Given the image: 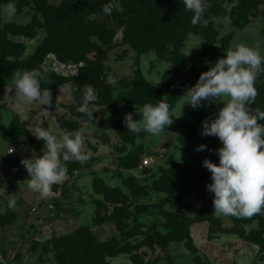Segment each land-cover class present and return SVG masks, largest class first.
<instances>
[{
	"label": "rangeland",
	"instance_id": "374dc122",
	"mask_svg": "<svg viewBox=\"0 0 264 264\" xmlns=\"http://www.w3.org/2000/svg\"><path fill=\"white\" fill-rule=\"evenodd\" d=\"M9 3L16 5L17 12L11 20H6L4 7ZM48 3L58 5L60 0H48ZM34 7L33 0H0V29L9 23L25 26ZM263 10L264 5L241 26L232 25L227 17L213 18L217 35L210 45L212 49H207L211 56H202L208 43L195 35L186 37L179 50L180 56L188 64L214 65L238 43L258 48L264 56ZM35 33L33 38L9 34L6 38L24 45L22 59H26L45 36L42 29ZM198 44L199 47H194ZM191 47L194 48L187 54ZM103 49L107 54L103 64L105 81L110 83L109 77H113L116 83L111 84L120 90L111 94L115 104L107 111H101L96 99L89 103L93 121L77 111L81 104L73 96L75 88L71 78L77 75L79 64L60 63L52 54L44 58L42 69L52 70L68 80L51 90L50 106L36 101L24 102L17 107L10 100L15 96L11 79L0 77V213H3L0 215L5 217L0 227V257L4 264H55L51 254H42L44 244L50 238L79 227L88 229L98 241L115 237L133 249L128 254L107 258L106 264H133L132 254L138 264H264V246L257 238L246 241L229 233L230 217L214 213L213 193L199 198H182L179 191L166 193V185L161 189V185L156 184L161 177L167 184L181 176L183 164H193L195 157L219 163L218 154L210 151L211 140L218 142L219 139L203 136L201 128L196 133L198 139L193 141L190 136L194 125L187 122L195 112H200L204 120H211L215 115L210 114L209 107L217 102L226 103L228 98L202 101V107L194 110L188 104L183 106V95H180L172 104L167 103L174 115H179L182 108L181 115L174 118L173 124L163 133H132L123 123L124 116L132 113L133 119H140L143 105L123 101L121 91L131 89L130 82L138 71L154 89H162L158 101L166 102L170 91L165 83L172 76L171 65L151 52L136 53L122 42L119 28H116L112 47L104 46ZM214 54L216 56L212 57ZM159 78L161 82L156 84ZM112 122L120 126L119 131ZM37 126L54 135L85 129L84 150L90 153L84 164L71 159L76 170L67 174L63 182L52 185V192L47 197L29 188L30 177L21 163L25 158L43 155L44 141L34 136ZM201 144L206 145V149L196 151ZM13 198L16 204L9 207V200ZM178 212L192 222L188 238L171 241L161 249L155 234H167L171 224L166 215ZM261 217L264 219V213ZM115 222L125 226L123 232L117 230ZM210 226L215 229L210 231ZM243 228L245 235L259 230L256 220L244 224ZM260 238L264 239V234H260ZM140 242L143 245L138 247ZM12 245L15 248L13 259H8L6 250Z\"/></svg>",
	"mask_w": 264,
	"mask_h": 264
},
{
	"label": "trees",
	"instance_id": "16d2710c",
	"mask_svg": "<svg viewBox=\"0 0 264 264\" xmlns=\"http://www.w3.org/2000/svg\"><path fill=\"white\" fill-rule=\"evenodd\" d=\"M109 2L110 0H60L58 5H52L48 0H33L34 13L25 26L9 23L4 24L0 29V77L11 79L14 89L12 73L15 70L39 69L45 76L41 80V88L53 90L64 85L68 80L52 70L42 69L44 58L52 54L60 63L79 64L77 75L71 78L75 88L74 100L81 104L84 98V86L90 85L95 89L97 106L102 112L107 111L115 104L111 94L120 89L105 81L103 64L107 54L103 47L108 46V49L112 47L116 28H119L122 31V42L136 53L151 52L159 60L170 63L172 76L165 86L170 91L166 102L172 104L188 88L196 84L202 72L214 66L201 62L188 64L182 59L179 50L186 37L195 35L205 40L208 46L202 52V56L210 57L211 53L207 52V49H212L210 45L217 35L212 23L213 18L227 17L232 25L241 26L254 17L258 8L264 5V0H236L238 6L227 12L223 5L231 4L234 0H208L211 7L203 16L206 23L201 22L193 26L191 24L193 13L186 10L182 0H122L120 5L123 11L113 10L111 15H105L102 9ZM261 14L264 20V10ZM38 29L44 31V38L30 56L22 59L24 45L9 41L6 36L9 34L33 38ZM215 56L216 54L212 57ZM130 86L131 89L126 92L121 91L122 100L140 105L155 104L162 90L154 89L138 71ZM255 87L258 95L252 107L264 111V72L258 75ZM223 106L224 102H217L209 107L210 114L215 115L212 119L216 118L219 108ZM202 121H204L202 114L195 112L192 119L187 122L194 125L190 136L193 141L198 139L196 133L202 128ZM260 123L264 124V121ZM112 124L119 131L120 126L114 122ZM220 147H222L221 141L211 140L212 153L217 154L216 150ZM202 161L195 157L193 164H183L184 170L181 176L175 177L167 184H164V177H161L156 182L157 186L161 185L160 188L163 189L166 185L167 189L164 188L166 193L179 191V197L182 198H199L205 195L208 193L206 185L211 184L212 180L211 173L202 166ZM213 161L215 163L216 160ZM67 169V174L76 170L75 162H68ZM175 180L178 182L174 183ZM263 213L264 210L251 218L229 215L232 226L227 231L245 238L246 241L256 237L258 243L264 246V239L260 238V234H264V219L261 217ZM166 216L171 224L168 228L169 232L165 235L155 234L161 249H165L171 241L180 242L182 238H188L189 226L192 223L181 212ZM4 218L0 215V227ZM254 220L257 221L259 230L250 231L245 235L243 225L250 224ZM115 225L120 233L123 232L124 225L119 222H115ZM209 229L211 231L215 228L210 226ZM142 245L140 242L138 247ZM132 250L122 239L111 237L109 240L98 241L88 229L79 227L68 234L50 238L41 252L43 255L51 254L55 264H106L107 258L128 254ZM130 259L133 264H138L134 254Z\"/></svg>",
	"mask_w": 264,
	"mask_h": 264
},
{
	"label": "clouds",
	"instance_id": "9594fccd",
	"mask_svg": "<svg viewBox=\"0 0 264 264\" xmlns=\"http://www.w3.org/2000/svg\"><path fill=\"white\" fill-rule=\"evenodd\" d=\"M182 2L186 10L193 13V26L206 23L203 16L211 7L208 0ZM237 6L236 0L223 5L227 12ZM102 10L105 15H111L113 10L123 11L118 0H110ZM16 12L14 3L4 7L6 20H11ZM194 47H199V44ZM262 65L264 56L258 48L238 43L229 48L223 58H218L208 71L202 72L196 84L183 94V106L188 104L194 110L202 107V101L228 98L224 106L219 108L215 119L202 121L201 134L217 137L222 142V147L216 150L218 164L207 158L202 161V166L211 173L212 183L206 185V190L214 194L212 203L217 216L251 218L264 210V124L260 123L264 121V111L252 107L258 95L256 79L264 72ZM44 78V73L39 69L15 70L12 73L15 96L10 100L17 107L24 102L31 104L36 101L50 106L51 90L41 88V80ZM109 82L116 83L113 77H109ZM160 82L159 78L156 84ZM84 87V98L77 111L93 121V111H90L89 103L96 99L95 89L90 85ZM181 109L179 115H174L167 102L160 100L155 104L146 103L140 109V119H133V114L127 113L123 123L132 133L146 131L159 135L173 124L174 118L180 117ZM34 132L37 139L44 141L43 155L25 158L21 163L30 177L29 188L42 197H47L52 192V185L66 179L67 163L75 158L84 164L90 158V153L84 150L83 128L74 133L61 131L59 135H54L50 130L37 126ZM205 149L206 145L201 144L195 150L201 152ZM15 204L13 198L9 200L8 206L14 207Z\"/></svg>",
	"mask_w": 264,
	"mask_h": 264
},
{
	"label": "crops",
	"instance_id": "0c3cea01",
	"mask_svg": "<svg viewBox=\"0 0 264 264\" xmlns=\"http://www.w3.org/2000/svg\"><path fill=\"white\" fill-rule=\"evenodd\" d=\"M0 214H3V213H0ZM70 233V232H69ZM68 234V233H67ZM65 235V234H64ZM14 246L12 245L11 247H9L7 250H6V256L8 257V259H13V254H14ZM1 258V257H0ZM0 264H4V261L3 259L1 258V262Z\"/></svg>",
	"mask_w": 264,
	"mask_h": 264
},
{
	"label": "built area",
	"instance_id": "2783aa9c",
	"mask_svg": "<svg viewBox=\"0 0 264 264\" xmlns=\"http://www.w3.org/2000/svg\"><path fill=\"white\" fill-rule=\"evenodd\" d=\"M144 164H147V161H144ZM0 262H1V258H0Z\"/></svg>",
	"mask_w": 264,
	"mask_h": 264
}]
</instances>
